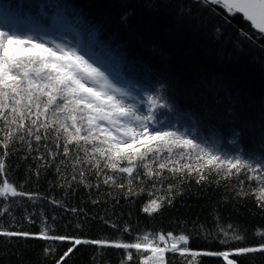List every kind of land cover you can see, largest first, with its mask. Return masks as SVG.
<instances>
[{"label": "trees", "instance_id": "16d2710c", "mask_svg": "<svg viewBox=\"0 0 264 264\" xmlns=\"http://www.w3.org/2000/svg\"><path fill=\"white\" fill-rule=\"evenodd\" d=\"M0 27L43 32L60 43L75 40V48L87 53L109 76L120 77L144 97L159 91L172 109L159 113L165 126L204 130L224 141L238 132L237 144L219 149L264 153V37L239 14L229 15L219 6L194 0H0ZM19 155L7 159L8 179L39 197L35 202L18 198L11 209L15 219L0 217L6 229L38 234L46 218L53 226L50 234L81 239L131 241L145 231L185 233L190 236L189 248L209 251L264 242V237L254 235L257 229L264 231V208L257 207L251 195L237 196L238 189L225 187L223 181L219 185H197L195 178L183 184L166 181L176 183L180 194L171 205L149 215L143 207L162 194L151 182L127 197L126 188L103 184L99 192L77 185L65 189L58 186L53 168L41 169L37 178L30 172L35 168L33 161L19 160ZM217 224L233 225L244 241L225 246L213 236L206 239L205 233H216ZM125 227L132 235L123 231ZM46 246L54 247L47 256ZM70 246V241L0 237V264H56ZM168 257L172 259L171 254ZM232 258L238 264H264V254ZM63 264H136V259L127 262L123 249L81 244ZM172 264H184L183 258L177 255ZM196 264H223V260L198 257Z\"/></svg>", "mask_w": 264, "mask_h": 264}, {"label": "snow or ice", "instance_id": "6c2138e0", "mask_svg": "<svg viewBox=\"0 0 264 264\" xmlns=\"http://www.w3.org/2000/svg\"><path fill=\"white\" fill-rule=\"evenodd\" d=\"M194 2L219 6L229 15L239 14L259 37H264V0ZM241 35L252 39L247 33ZM161 110L172 109L159 91L147 93L137 102L87 53L38 34L0 27V217L7 215L14 220L11 209L18 198L35 202L39 197L8 179L7 159L17 153L19 160L33 161L35 168H30V172L37 178L41 169L53 168L58 186L65 189L77 185L99 192L103 184L110 189L126 188L127 197L138 194V186L151 182L152 188L162 190V194L143 207L149 215L165 204L171 205L175 195L180 194L176 183L166 181L183 184L192 178L197 185H219L223 181L225 187L238 189L237 196L251 195L257 207L264 208V153L221 151L215 142L197 136L194 130L165 126L159 115ZM238 136L234 132L229 143L237 144ZM106 195L111 196L112 192ZM52 203L64 207L60 201ZM71 211L75 213L77 209ZM52 231L46 218L38 234L12 231L0 223V237L70 241L72 246L56 264H63L75 246L81 244L123 249L126 261L132 262L135 257L136 264H172L177 255L184 264H196L198 257H219L223 264H238L232 257L264 254V242L222 251L192 250L188 247L190 236L185 233L145 231L134 235L131 241H110L53 235ZM123 231L132 235L127 227ZM254 235L264 237V231L257 229ZM209 236L225 246L245 239L231 224H217L215 234L205 233L206 239ZM50 251L54 247L46 246L45 255Z\"/></svg>", "mask_w": 264, "mask_h": 264}, {"label": "rangeland", "instance_id": "374dc122", "mask_svg": "<svg viewBox=\"0 0 264 264\" xmlns=\"http://www.w3.org/2000/svg\"><path fill=\"white\" fill-rule=\"evenodd\" d=\"M57 31H58V32H61V31H59V30H57ZM23 33H24V32H23ZM39 35L43 36L45 40H50V37L45 36L43 32H40ZM54 40L57 41V38H56V39L54 38ZM68 41H69V43H65V44H67L69 47H72V45H73V47H76V46H77V43H76L75 40H72V39L68 38ZM71 41H74V42H72V45H70ZM109 78H110V79H111V80H112L117 86L122 87V88H125L126 90L130 91V92L133 94V96L136 98V101H137V102L140 101L141 99H144V98H145L144 95H143L142 93H138V92L133 88V86L128 85L129 83L124 82L120 77H118V76H116V75H112V76H109ZM145 106H146V101H145ZM196 132H197V133H200V134H202V135H204L206 138H208V140H209L210 142H215L219 148H225V149H227L229 146H233V144H230V143H229L230 140H229V141H224V140H222L221 138H219V137L213 135V134L210 133V132H207V131H204V130H199V129H197ZM259 155H260V154H259Z\"/></svg>", "mask_w": 264, "mask_h": 264}]
</instances>
